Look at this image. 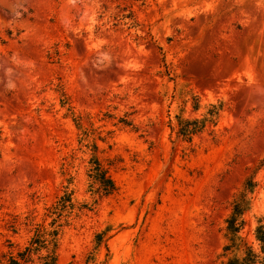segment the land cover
<instances>
[{"label":"rangeland","instance_id":"obj_1","mask_svg":"<svg viewBox=\"0 0 264 264\" xmlns=\"http://www.w3.org/2000/svg\"><path fill=\"white\" fill-rule=\"evenodd\" d=\"M212 104L215 122L182 140L176 115ZM93 155L111 194L90 191ZM248 176L252 241L264 223V0H0V264L41 225L58 229L56 264H223ZM63 195L73 208L54 227Z\"/></svg>","mask_w":264,"mask_h":264},{"label":"trees","instance_id":"obj_2","mask_svg":"<svg viewBox=\"0 0 264 264\" xmlns=\"http://www.w3.org/2000/svg\"><path fill=\"white\" fill-rule=\"evenodd\" d=\"M193 108L198 109L197 97H193ZM221 111V104H212L206 115L202 118H184L176 115L177 135L185 141H191L192 137L203 130L205 124L215 122ZM126 125L131 124L127 119H122ZM93 147H96L93 145ZM86 176L92 195H108L117 189L114 179L109 173V167L105 165L97 156L93 155L88 161ZM256 185L252 176H248L242 182L240 189L235 193L231 211L225 219V239L223 246L224 254H232L223 264H264V223L258 219L252 229L253 240L248 241L242 230L245 227V213L250 209V194ZM72 209L70 195H63L59 198L56 206L49 209L54 214L58 212V217L54 220V227L60 226L59 219L66 209ZM57 234L58 229L51 231L44 226L37 228L29 244L19 253V258H13L12 264H20L21 261L31 260L33 255H37L40 264H56L57 261ZM100 234L97 239L100 240Z\"/></svg>","mask_w":264,"mask_h":264}]
</instances>
